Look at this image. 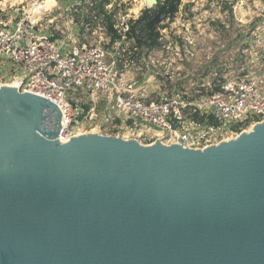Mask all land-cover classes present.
<instances>
[{
  "label": "water",
  "instance_id": "obj_1",
  "mask_svg": "<svg viewBox=\"0 0 264 264\" xmlns=\"http://www.w3.org/2000/svg\"><path fill=\"white\" fill-rule=\"evenodd\" d=\"M59 132L0 87V264H264V123L203 150Z\"/></svg>",
  "mask_w": 264,
  "mask_h": 264
},
{
  "label": "built area",
  "instance_id": "obj_2",
  "mask_svg": "<svg viewBox=\"0 0 264 264\" xmlns=\"http://www.w3.org/2000/svg\"><path fill=\"white\" fill-rule=\"evenodd\" d=\"M25 27L33 29L32 23L21 22L13 31L0 32V85L18 79L17 91L53 103L62 119L58 137L63 143L83 135L80 126L98 125V134L142 145L159 140L203 150L237 138L264 119V76L229 71L220 80L213 71L210 82L155 101L139 95L145 90L128 82L103 48H64ZM251 48L257 60L262 58L264 37ZM115 128L117 134L109 135Z\"/></svg>",
  "mask_w": 264,
  "mask_h": 264
},
{
  "label": "rangeland",
  "instance_id": "obj_3",
  "mask_svg": "<svg viewBox=\"0 0 264 264\" xmlns=\"http://www.w3.org/2000/svg\"><path fill=\"white\" fill-rule=\"evenodd\" d=\"M43 1L0 0V32L30 22L33 29L25 27L27 32L51 37L61 47H101L128 82L145 90L139 95L151 100L169 98L183 87L192 91L210 82L213 71L220 80L229 71L234 76H264V56L257 60L251 48L264 37V0H182L172 19L161 17L157 45L149 46L145 39L141 47L127 31L149 8L142 0H107L106 13L99 12L102 0H54L53 6L37 12ZM107 18L116 35L108 32ZM96 126H80L78 131L98 134ZM117 132L115 128L108 134Z\"/></svg>",
  "mask_w": 264,
  "mask_h": 264
},
{
  "label": "trees",
  "instance_id": "obj_4",
  "mask_svg": "<svg viewBox=\"0 0 264 264\" xmlns=\"http://www.w3.org/2000/svg\"><path fill=\"white\" fill-rule=\"evenodd\" d=\"M157 3L152 8L145 9L140 17L134 21H131L130 26H128V35H134L136 38V45L141 47L144 45L143 40L148 39L151 44L149 46L157 45V40L160 38L158 28L161 22V17L172 19L178 12L179 6L182 0H156ZM108 4L107 0H102L99 7L100 13H106L104 11V6ZM108 32L112 35H116V30L114 29V23L112 19L107 18ZM137 33V34H136Z\"/></svg>",
  "mask_w": 264,
  "mask_h": 264
},
{
  "label": "bare ground",
  "instance_id": "obj_5",
  "mask_svg": "<svg viewBox=\"0 0 264 264\" xmlns=\"http://www.w3.org/2000/svg\"><path fill=\"white\" fill-rule=\"evenodd\" d=\"M144 3L147 2L148 4H152L153 3V0H142ZM142 2V3H143ZM54 4V0H44L42 3H40L35 10H38L39 9H48L50 6H53ZM145 5V4H144ZM141 7V6H140ZM139 10V7L136 8L135 7V12H137ZM241 11V10H240ZM18 85H19V81L18 79L17 80H13L11 83H7V84H2L0 85L1 88H6V89H18ZM264 123V120L261 121L260 123H255L254 125H252V127H250L248 130L245 129L239 136L238 138L243 135L244 133L247 134V133H250V132H253L257 127H259L260 125H262ZM60 125H63L62 124V119L60 118ZM61 127V126H60ZM62 144L63 141L58 137L57 138V144Z\"/></svg>",
  "mask_w": 264,
  "mask_h": 264
}]
</instances>
